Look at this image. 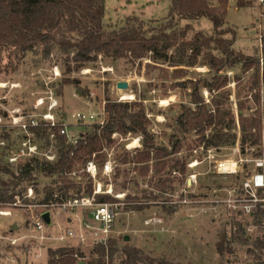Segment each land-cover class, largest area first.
Here are the masks:
<instances>
[{
  "label": "rangeland",
  "instance_id": "374dc122",
  "mask_svg": "<svg viewBox=\"0 0 264 264\" xmlns=\"http://www.w3.org/2000/svg\"><path fill=\"white\" fill-rule=\"evenodd\" d=\"M226 1L227 10L223 28L225 33L220 39L233 40L234 52L245 59L257 60L258 69L244 71L238 67L226 72V85L219 92L225 93L228 97L223 106L229 109L234 117L239 104L244 107L245 116H250L257 110L262 112L264 107V17L262 16L264 0L261 4L259 0ZM103 4L102 23L106 29L121 27L125 18L129 16L140 18L148 28H156L159 24H164L170 0H104ZM179 24L181 27L186 24L191 26L188 39L197 32L205 36L212 34L211 23L204 18L193 22L181 21ZM9 54V51L0 54V157L3 163H8L10 157L21 155L20 151L27 152L28 147H35L36 157L40 159L46 160L45 156L54 157L53 149L46 148L44 140L30 131L33 128L46 127L43 116L48 113L50 103L55 104V108L51 111L54 123L60 126L66 124L67 135L74 140L79 134L86 132L91 124L88 121L85 124H78L73 119L74 116L81 114L87 118L89 115H94L95 121L98 122L105 97L115 102H118L120 96H134L136 101L139 98L144 99L142 104L146 115L150 116V119H147L150 123L148 130L153 129L152 135L157 146L169 150L170 137L174 134L171 127L172 120L180 113L181 104L188 102L187 96L191 84L199 82L201 88L202 82L209 81L211 77L207 68L201 66V57L193 68L173 67L170 64L153 65L149 60L133 64L126 60L112 63L109 60L98 59L95 63H90L69 75V78L77 81L78 85L60 87L63 65L54 55L44 60L40 48H35L24 56ZM54 67L58 69V77L53 76ZM121 82L128 85L127 90L116 88ZM77 90H81L82 93L79 95ZM216 93L218 92L209 95L205 89L199 90L205 104H209L211 96ZM39 99H42L40 106L37 105ZM161 101H167L166 105H161ZM132 102L135 101L123 103ZM232 132L239 139L236 123ZM131 139V137L123 139L121 137L120 140V137L116 136L115 143L103 152L107 151L116 158L121 154L123 146L125 152L133 154L134 151H127L124 148L131 143ZM263 141L264 132L261 131L260 147L255 146L251 149L245 147L244 153L241 154L236 140L231 147L221 148L219 151L212 149L211 153L207 154L201 151L199 148L201 145L193 133L187 135L181 142L179 152L172 155L165 164L163 170L168 172L167 178L172 181V190L161 195H157L151 185L154 182L151 179L152 170L149 171L148 176L141 178L137 175V171H133L132 165H118L116 161L120 174L114 180L113 177L108 179L103 176L94 163L98 173L95 182L100 185L101 191L105 192L111 187L113 196L122 195V198L117 200L121 205L114 219L111 238L119 241L123 238L124 241V237H128L126 243L129 246L141 249L155 258L163 257L172 264H257V262L264 264V193L254 192L255 201L249 203L251 210L247 214L242 211L241 206L248 195L240 191L241 184L249 180V177L244 176H250L256 164L264 160ZM192 150L196 153H191ZM207 156H213L214 159L209 160ZM176 160L186 162L183 179L191 180L190 176H194L195 179L192 181L190 196H185L187 203L171 206L167 202L180 200V190L183 185L177 182L181 176L172 172ZM193 161H197L198 166L188 168L187 164ZM25 162L26 158L20 157L10 166L17 171V168ZM223 162L238 163L237 173L217 176L213 172V165ZM123 170L128 174L127 182L130 179L136 181V187L128 182L125 184V189H121L124 181ZM76 173L78 172L74 173L75 177L81 176L80 173ZM50 182V179L42 176H38L34 184L24 182L21 185L24 189L22 197L24 199L27 190L31 189L29 204L35 206L11 210L10 217L0 220V232L9 231L12 225H16L18 229L9 232L14 238L31 236L28 218L31 212L44 210L33 201L36 200V196L41 195L43 187ZM80 182H82L81 177ZM35 190L38 191L37 195ZM142 191L146 196L152 194L158 197L146 201L142 199V194H136L146 208L139 212L124 210L122 206L126 196L133 197V193ZM229 199L239 202L234 201L230 205L226 203ZM18 200L22 204L21 200ZM217 202L218 204H214ZM163 207L171 208L173 213L167 214ZM48 210L52 213L51 230L57 225L61 228L71 227L65 224V217L57 208ZM155 218L159 219L160 223H152L151 220ZM238 230H242L250 238L248 244L230 242L231 237ZM223 238L225 242L223 248L232 249L231 254L218 253L217 247ZM256 240L263 242L261 251H257L253 245ZM73 247L78 248L75 245ZM55 248V242L42 246L36 241H19L14 247L6 246L1 242L0 264H46L47 250ZM90 249L89 246L79 248L85 255Z\"/></svg>",
  "mask_w": 264,
  "mask_h": 264
},
{
  "label": "trees",
  "instance_id": "16d2710c",
  "mask_svg": "<svg viewBox=\"0 0 264 264\" xmlns=\"http://www.w3.org/2000/svg\"><path fill=\"white\" fill-rule=\"evenodd\" d=\"M103 3L104 0H0V54L9 51L10 54L24 56L40 48L44 60L54 55L63 65L60 87L78 85L69 75L98 59L112 63L126 60L133 64L149 60L153 65L170 64L173 67L193 68L201 57V66L206 67L211 74L209 81H203L201 88L199 82L191 84L188 102L181 104L180 113L172 120L174 134L170 137L169 150L155 144L154 136L148 130L150 123L146 118L142 104L145 100L142 98L132 103H119L105 97L103 124L99 125L94 120L74 143H69L65 136L59 134V125L54 128L30 129L31 133L44 140L46 148L53 149L54 160L49 162L38 157L30 158L14 171L0 157V203L11 204L17 197L22 204H29L22 197L24 189L21 185L24 182L34 184L38 176L48 178L51 182L43 187L40 196H36L33 201L36 205L58 204L74 196L90 197L93 183L85 173L86 163L93 161L101 170L106 160L103 150L110 149L115 143L111 138L113 133L122 138H140L139 149L129 154L122 146L121 154L115 160L118 165H132L133 171H137L141 178L148 176L152 170L151 179L154 182L151 184L150 180L149 183L157 195L172 190V181L163 169L167 160L179 152L181 142L191 133L204 150L219 151L233 146L236 140L241 154L245 147H260V132H264V107L262 112L257 110L245 116L244 107L239 104L235 118L223 106L228 97L219 92L226 85V72L238 67L244 71L258 69L257 60L245 59L234 52L233 40L220 39L225 33L226 0H170L164 24L148 28L140 18L129 16L117 29L104 27ZM202 18L210 21L212 34L205 36L197 32L188 39L191 26L186 24L181 27L179 23ZM200 89H205L209 95L218 93L211 96L209 104H205L200 97ZM235 123L239 139L232 132ZM262 146L264 151V141ZM185 166L186 162L176 160L172 168V172L181 176L177 181L179 185L185 181ZM75 172L80 173L82 182L73 180L72 174ZM119 174L117 167L113 179H117ZM127 175L123 170V190L128 182L137 186L134 180L127 182ZM136 194H142V199L146 201L158 197L152 194L146 196L144 191L133 193V197L127 195L122 206L124 210L139 212L146 208ZM94 199L99 204L117 202L104 194L96 195ZM163 209L167 214L173 213L169 207ZM249 241L250 238L242 230H238L230 240L243 245ZM224 244L223 238L217 247L218 253L231 254L232 249L224 250ZM253 245L257 251L263 248L260 240H256ZM46 255V264H77L80 261L84 264H172L163 257L155 258L141 249L129 246L123 238L120 241L109 238L104 245L91 247L87 255L74 247L48 249Z\"/></svg>",
  "mask_w": 264,
  "mask_h": 264
},
{
  "label": "built area",
  "instance_id": "2783aa9c",
  "mask_svg": "<svg viewBox=\"0 0 264 264\" xmlns=\"http://www.w3.org/2000/svg\"><path fill=\"white\" fill-rule=\"evenodd\" d=\"M259 3H262V0H259ZM264 17V15H262ZM53 76L58 77V69L54 67L52 69ZM50 100V98H48ZM135 101L134 96H120L118 98L119 103H123L126 101ZM37 105L42 104V99H39ZM104 105V103H103ZM55 108V104L52 102L48 106V113L43 116V119L45 120V125L48 128H54L58 126L54 123L53 117L51 115V111ZM147 119H150V116L146 115ZM76 123L78 124H85L86 121L92 123L95 120L94 115H89L87 118L84 115L77 114L73 118ZM104 122V114L101 112L98 124L102 125ZM60 126V125H59ZM59 134L65 136L67 141L69 143H74L75 139L69 138L66 132V124H63L59 127ZM150 133H154L153 129L149 130ZM118 137L117 134L113 133L111 138L114 140ZM52 135H50V139H52ZM127 138H130L127 136ZM123 139V138H122ZM121 140V137H120ZM133 146L131 147V145ZM124 148L127 151H135L136 149L140 148V138H132L131 143L128 145H125ZM201 151H204L205 153L209 154L211 153L212 149L204 150L202 146H200ZM36 148L35 147H28L27 152L20 151L21 155L13 156L8 159V164L14 163L18 158L25 157L26 160L30 158L36 157ZM195 152V150H192L191 153ZM46 161L52 162L54 160V157L45 156ZM207 159L213 160V156H207ZM242 162V160H239ZM259 161V160H258ZM215 162V161H214ZM188 168H194L198 166L197 161H193L187 164ZM21 167V166H19ZM117 162L114 157L110 153L106 151V160L104 161L102 168L100 170V173L107 177L108 179L110 177L114 176V172L117 168ZM238 171V163H229V162H223V163H214L213 165V172L217 176H223V175H233L236 174ZM85 173L90 177L92 180V195L90 197H81V196H74L72 198H69L66 201H63L58 204H51V205H38V207H42L41 211L37 212H31L30 217L28 218L29 227L31 228L32 235L28 238H14L12 234H10V230L5 232H0V243L4 242L6 246L14 247L16 246L19 241H36L39 245L42 246H48L49 242H55L56 248H67V247H73L74 245L78 248L83 246H89L93 247L96 245H104L106 241L112 237L113 233V223L114 219L118 212V207L121 205L118 202L115 203H96L94 197L99 194L109 195L112 198H114L116 201L118 199L122 198V195H112L111 187L110 189L106 190L105 192L101 191L100 185L95 182L97 177V168L93 161H90L86 163L85 166ZM74 176V173L72 174ZM249 180L243 182L240 186L241 193L245 194L247 198L243 202V205L241 206V209L244 213L249 214L251 210V206L249 203L255 201V195L254 192H261L264 193V160L259 161L256 164V168L254 172L248 176ZM73 178V177H72ZM79 181H75V180ZM191 180H185L184 184L182 185V188L180 190V200L178 199L176 202L169 201L171 206L176 205H185L186 198L185 196H190V189L192 187V184L194 181V176H190ZM73 180L77 183H80V177H75ZM32 196V190H27V195L24 199L28 200L30 202V198ZM185 197V198H184ZM17 200H14L11 204H4L0 203V220L5 219L11 216V210L14 208H30L31 206L35 205H24L20 204L17 197H15ZM184 198V199H183ZM239 202V200H232L229 199L226 201L227 204H232L233 202ZM166 203V202H165ZM214 204H218L214 203ZM229 205V206H230ZM49 208H57L61 214L64 215L65 224L71 226L70 228H61L59 225H57L54 230H51L53 226L52 222V213L49 211ZM44 213H48L50 216V225L47 226L43 220L41 219V215ZM85 213V214H84ZM152 223H160L159 219H153L151 220ZM73 245V246H72Z\"/></svg>",
  "mask_w": 264,
  "mask_h": 264
},
{
  "label": "water",
  "instance_id": "95a60500",
  "mask_svg": "<svg viewBox=\"0 0 264 264\" xmlns=\"http://www.w3.org/2000/svg\"><path fill=\"white\" fill-rule=\"evenodd\" d=\"M116 88H117L118 90H127L128 85H127L125 82H121V83H118V84L116 85ZM77 93L80 95V94L82 93V91H81V90H77ZM41 219L43 220V222H44L47 226L50 225V216H49L48 213H44V214H42V215H41ZM17 229H18V227H17L16 225H12V226L10 227V232L16 231ZM124 241L127 242V241H128V237H124ZM158 249H159V248H157V250H158ZM77 264H84V262L80 261V262H78Z\"/></svg>",
  "mask_w": 264,
  "mask_h": 264
},
{
  "label": "bare ground",
  "instance_id": "6f19581e",
  "mask_svg": "<svg viewBox=\"0 0 264 264\" xmlns=\"http://www.w3.org/2000/svg\"><path fill=\"white\" fill-rule=\"evenodd\" d=\"M167 101H161V105H166ZM133 146V144L131 145V147Z\"/></svg>",
  "mask_w": 264,
  "mask_h": 264
}]
</instances>
